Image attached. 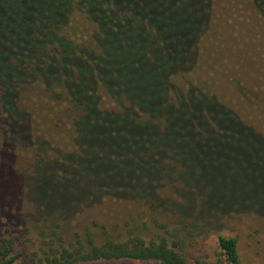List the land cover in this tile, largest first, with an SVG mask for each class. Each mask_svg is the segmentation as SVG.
Here are the masks:
<instances>
[{
    "label": "rangeland",
    "instance_id": "obj_1",
    "mask_svg": "<svg viewBox=\"0 0 264 264\" xmlns=\"http://www.w3.org/2000/svg\"><path fill=\"white\" fill-rule=\"evenodd\" d=\"M132 1L142 8L148 6L153 13L159 10L162 14L169 9L166 25L173 35L182 25L184 32L190 30L186 19L176 17L192 15L200 0ZM205 16L207 25L196 58L192 59L194 64L190 72L174 77L173 84L184 92L191 85L213 94L235 119L261 136L264 143V16L255 0H209ZM91 29L90 25L79 26L70 33L78 41L86 42ZM124 59L135 60L128 55ZM136 72L143 79L146 75L153 76L144 69V63L133 74ZM138 81L139 78L123 73L118 89L140 96V88L142 95L152 96L154 90L146 93L147 81L143 87ZM100 92V98H96L99 110L105 106L111 108L110 97ZM14 104L27 114L23 124L9 118L10 110L0 101V245L6 247L10 256L20 254L14 264H25L34 254L42 256L49 248L57 249L62 243L67 246L76 240L85 243L90 237L100 244L106 238L126 240L133 236L145 241L161 236L177 240V248L182 247L188 257L215 264L221 258L219 235L236 239L240 264H264V198L259 200L262 208L254 202L238 203L237 198H250L254 192L246 191L234 179L235 175H241L249 185L257 183L260 177L261 187L264 153L240 131L238 137L217 130L196 133L187 122L191 117L201 119L204 109L192 108L196 113L183 107L168 108L163 140L177 153L181 168L189 171L199 166V182L203 183L197 185L200 193L182 184L187 179L183 169L182 173L175 170L170 175L162 172L167 164L164 160L163 169L151 187L154 203L153 197L147 194L140 199H117L103 192L96 194L90 180L87 181L88 176L82 175L99 171L93 165L96 158H89L84 167L69 170L75 162L69 157L81 149L75 143L78 129L74 114L66 109V102L51 99L35 83H25ZM103 122L88 131L89 142L85 144L99 142L97 147L90 146L88 150L102 160L109 157L115 169L119 161L112 157L111 144L117 143L122 151L125 144L127 159L133 163L140 160L145 180L150 179L159 161L150 155L141 158L142 151L134 148L145 146L147 138L142 130L137 133L142 137H130L115 131L123 130L121 125L127 123L125 120ZM17 128L16 136L20 139H12L10 132L14 133ZM175 135L179 136L178 141ZM103 169L108 170V166ZM226 179H230L228 185L224 183ZM83 181L86 184L81 185ZM227 195L231 197L226 198ZM73 199L79 202H70L72 208L67 214L55 207L65 206ZM113 264L152 263L126 260Z\"/></svg>",
    "mask_w": 264,
    "mask_h": 264
},
{
    "label": "trees",
    "instance_id": "obj_2",
    "mask_svg": "<svg viewBox=\"0 0 264 264\" xmlns=\"http://www.w3.org/2000/svg\"><path fill=\"white\" fill-rule=\"evenodd\" d=\"M255 1L264 16L262 0ZM136 5L132 0H0V101L5 109L10 110L7 116L19 124L27 121V114L14 102L25 83H35L51 99L66 102V109L74 114L73 121L78 129L75 143L81 149L77 155L69 157L75 162L68 168L84 167L85 161L87 164L89 158H96L93 165L99 171L90 175L82 174L88 176L87 181L90 180L96 194L103 192L117 199H140L145 194L153 197L151 187L157 173L163 168L161 171L169 175L175 170L182 173L183 169L187 179L182 180V184L200 193L197 185L203 183L199 182V166L189 171L181 168L179 157L175 155L177 153L171 149L170 143L164 142L168 108L173 110L183 107L192 112L195 111L192 109L194 107L204 109L201 119L191 117L187 122L196 133L217 130L227 136L238 137L237 132L240 131L262 153L263 139L235 119L232 112L213 94L191 85L186 86L184 92L173 84L174 77L190 72L194 64L198 44L207 25L205 12L208 11L209 0H200L197 11L190 16L179 14L176 18L186 19L190 30L184 32L182 25L178 33L173 35L166 25L169 22V9L159 14V10L153 13L149 12L148 6L142 8ZM87 25L92 28L87 32L88 41H78L71 36L70 32L75 28ZM125 55L135 60L126 61ZM142 63L144 69L153 76L148 78L149 75H146L143 79L138 72L133 74ZM123 73L139 78L138 85L141 87L147 81L146 93L154 90L153 95L145 97L140 88V96L118 89ZM99 89L110 97L111 108L105 106L100 111L97 107L96 98L101 95ZM103 120L115 123L125 120L127 123L121 125L123 130L115 131L124 132L130 137H142L137 134L142 130V135L147 138L145 146L136 145L134 148L142 151L139 155L141 158L150 155L159 161L150 179L145 180L140 160L133 163L127 159L125 144L123 151L117 143L111 144L112 157L119 161V167L115 169L109 157L102 160L88 150L90 146L97 147L99 144L98 140L87 144L89 140L86 137L90 136L88 131L103 124ZM109 130L112 132L110 127ZM16 133H19L18 128L14 133L10 132L12 139H20ZM216 135L220 136L219 133ZM188 136L191 137L190 134ZM175 139L178 141L179 136L175 135ZM164 160L168 165L162 168ZM104 166H108V170L105 171ZM184 166L188 168L186 164ZM234 179L246 191L254 192L250 198L236 197L238 203L246 205L254 202L262 208L259 201L264 198V183L259 187L262 179L259 177L257 183L249 185L241 175H235ZM229 180L226 179L224 183L228 185ZM81 183L86 184L84 181ZM123 184L128 186L123 187ZM154 200L153 197L151 201L154 203ZM75 201L79 202L73 199L66 202L65 206L55 207L67 214L72 208L70 202L72 204ZM259 211L263 213L262 209ZM168 239L161 236L145 241L133 236L126 240L106 238L96 244L89 237L85 243L82 240H76L68 246L62 243L57 249L49 248L42 256L34 254L25 264H113L126 260L152 264H207L199 258L188 257L182 247L177 248V240ZM217 243L221 258L215 264H240L235 238L219 235ZM18 257L20 254L8 255L6 247L0 245V264L17 263Z\"/></svg>",
    "mask_w": 264,
    "mask_h": 264
}]
</instances>
